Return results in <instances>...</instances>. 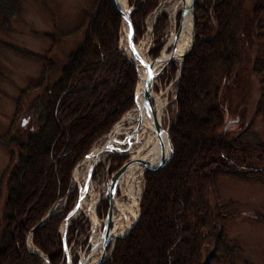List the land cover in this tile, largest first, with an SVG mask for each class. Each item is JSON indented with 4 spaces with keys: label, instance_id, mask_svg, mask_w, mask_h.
Wrapping results in <instances>:
<instances>
[{
    "label": "trees",
    "instance_id": "1",
    "mask_svg": "<svg viewBox=\"0 0 264 264\" xmlns=\"http://www.w3.org/2000/svg\"><path fill=\"white\" fill-rule=\"evenodd\" d=\"M21 1L0 0V31L10 30L21 10ZM159 2L129 0L135 43L146 30V17ZM263 16L264 1H257L251 12L246 9L245 0H205L194 4L193 47L181 69L171 61L166 70L176 75L180 69L174 94L175 119L168 129L173 156L162 168L144 171L139 219L126 236L109 246L102 264H205L210 240L214 242V257L227 247L223 203L215 202L219 212L213 218L208 192L215 194L219 175L264 183V144H252L233 135L239 117H230L237 115L245 102L248 80L244 67L249 60V46L264 40ZM86 18L87 27L67 53L57 79L51 77L58 66L54 68L57 63L50 51L41 55L0 40V48L38 61L43 68L35 86L41 92L32 101L37 112L34 128L3 140L13 143L19 154L7 176L0 264L43 263L27 249L30 229L58 197L68 193L72 171L92 145L135 105L137 67L119 50L121 16L114 0H94ZM167 25L163 12L152 28L153 58L165 43ZM42 36L51 37L48 33ZM61 39L63 42L62 36ZM257 61L251 72L259 77L264 65ZM24 94L26 90L16 100L15 116L22 110ZM229 121L233 122L226 127ZM112 159L110 172L125 157ZM68 195L65 207L54 212L30 238L50 264H63L65 260L58 227L73 208L78 191ZM106 207L99 205L97 215L103 216ZM72 232L69 228L67 237Z\"/></svg>",
    "mask_w": 264,
    "mask_h": 264
},
{
    "label": "rangeland",
    "instance_id": "2",
    "mask_svg": "<svg viewBox=\"0 0 264 264\" xmlns=\"http://www.w3.org/2000/svg\"><path fill=\"white\" fill-rule=\"evenodd\" d=\"M93 1L22 0L21 10L12 20L10 30L7 32L0 31V40L19 49L41 55H44L47 50L50 51V57L54 58L58 64H54V68L58 66V69L52 73L51 77L57 79L60 76L59 70L64 65L67 53L76 46L77 41L87 27L86 13L91 11ZM160 1H164V4L158 14L160 16L164 12L168 18V25L163 36V39L167 41L173 28L178 25L180 11L174 20L170 16L172 12L171 4L174 0ZM204 1L195 0L194 4L196 2L203 3ZM257 1L264 0H245L246 9L251 12L253 5ZM127 8H132L129 0L127 1ZM152 23L153 12L146 17V30L136 42L137 47L140 46L142 48L144 55L150 46ZM262 25L261 32L264 34V16L262 17ZM123 26L121 20L119 50L132 60L127 43L122 38ZM44 33H48L51 37L44 38L42 36ZM61 36L63 37V42L61 41ZM153 46L154 42L150 46L148 54L151 59L153 57L150 52ZM248 53L249 60L244 67L246 79L248 80L247 94L244 105L238 110L237 115H230L232 119L239 117L232 133L239 138L247 140L249 143L264 144V100L262 99V96H264V69L259 77H256L251 72L254 65L258 62L257 60L264 65V40L255 41L250 45ZM175 63L178 65L177 61ZM42 69L40 62L27 58L22 54H16L6 48H0V70L3 73L0 76V229L4 225L5 201L8 196L6 183L9 168L15 163L19 154V150L13 143L6 144L3 140L13 138L18 134L24 135L34 128L37 112L33 107L32 101L41 92L40 89H37L39 87L35 88V86L41 80ZM166 70L167 67L163 69L165 71L164 76L162 71L154 79L153 98L155 103L157 100L162 103V126L165 129H169L175 119L174 94L177 75L169 74ZM240 77L243 79L244 72H241ZM29 86H31V89H28ZM22 90H26V94L22 96V110L18 116H15L16 100L21 95ZM234 93L235 100L238 102V90L235 89ZM133 109L134 107L129 111L131 112ZM242 113L243 117H241ZM128 132L131 134V130ZM105 135L92 145L90 151L99 149L105 143ZM124 135V130L122 129L115 137L124 139ZM113 162L111 155H103L100 162L96 165L94 172H92L91 182L92 187H94L91 189V196L97 192L95 185L101 181L102 177H109L114 172L113 170L110 173ZM89 164L90 161L82 162L75 170L69 185L70 189L61 198L60 210L65 207L69 192L77 190L78 184L82 182L84 175L87 173ZM118 166L115 164L116 168ZM140 179L143 186V173ZM208 195L213 218L219 212L215 202L223 203L222 213L227 215L223 219V234L226 236L228 244L227 247H224L225 251L221 249L219 254L214 257V242L213 239L210 240L204 254L205 264H264V183L244 180L230 175H219L216 180L215 194L209 191ZM87 201H89L88 196ZM78 213L68 222L69 228L73 229L72 235L68 236V242L78 238L73 243L72 253L74 254L76 249H78L77 247L81 244V239L82 243H84L83 237L89 227L84 224L83 214ZM131 221L133 220L131 219ZM81 224L84 225L83 228H79L78 225ZM62 228L63 221L58 227L59 233L62 232ZM77 228L80 231L76 232ZM70 237L71 240H69ZM28 244L33 249L31 240L28 241Z\"/></svg>",
    "mask_w": 264,
    "mask_h": 264
},
{
    "label": "water",
    "instance_id": "3",
    "mask_svg": "<svg viewBox=\"0 0 264 264\" xmlns=\"http://www.w3.org/2000/svg\"><path fill=\"white\" fill-rule=\"evenodd\" d=\"M194 2L195 0L191 1L190 4V10L191 13H193V6H194ZM114 4L117 8V10L120 13L121 16V20L123 25L126 26L127 31H126V43H127V48L129 50V52L132 54V62L135 64V66L137 67V73H138V63L142 64L143 66L146 67L147 72H146V76L143 80V86L142 89L138 92L137 91V85H136V89L134 92V102H135V106L138 109V118L136 121V132L138 133L140 131L141 125H142V114H141V107L138 105L137 103V97L140 94L142 97V104L144 106V109L146 111L147 117L148 119H150V121L152 122V126L153 129L157 135V139H158V149L155 145V147H153L152 144H147L145 146H142V142H140L139 144L136 143L135 141H131L132 138V134H129L127 141L125 140H121V139H117V142L120 144H124L127 143L128 144V148L132 147V145H135V148L133 149V152H135L137 155H139L138 157H133L134 153L132 154L131 157H129V159L123 164L121 165L110 177L107 187H106V193L105 196L108 199V209L106 211V214L103 218V223H102V230L101 233L98 237V239L95 240L96 243L91 244L89 250L86 251L83 254L82 257H79V259L77 260V262L75 264H102L105 259H106V252H107V247L108 245L113 241V245L115 243L116 240L123 238L124 236H126L130 230L136 225L137 220L139 219L140 216V210H139V204L140 201L137 203L138 205V213H137V217L135 218V220L131 223L130 227L128 228V230L121 234L118 235L115 233V222H114V209L116 207V189H117V185L118 182L120 180V178L133 166L135 165H142L143 166V171L145 170H157L162 168L166 163H168L171 159V157L173 156V146L172 143L170 141V137H169V131L168 129H165L162 126V122H160L157 118H156V111L154 109L155 106V102H154V98H153V83H154V79L156 76H158L165 67L168 66V64L171 61H177L180 60V69H181V64L183 59L185 58V56L190 52V50L193 47L194 44V40H195V31H194V22L192 25V40H191V44L189 46V48L184 52L181 53L179 55H176V50L174 47H172L169 51V57L168 60L166 62V64L164 65V67L159 71L156 72L154 70V66L156 64V62L159 60L160 58V54L165 46V44L163 45L160 53L158 56L154 57L153 59H151V61L149 63L146 62L145 58L149 57V50H150V46L153 45L154 42V38H153V25L156 21V18L159 16V12H161L164 1H160L158 3V5L156 6V8L153 11V23H152V27H151V41H150V46L149 49L147 50L146 54L144 55V57H142V55L140 54V52L138 51V47L136 45V43L133 41V33H132V22H131V8H127L126 6L123 7L120 5L119 0H114ZM184 10L180 11L179 14V22L178 25L176 27V36L179 35L182 27H183V21H184ZM192 21H193V14H192ZM180 69H179V73H180ZM139 76V74H138ZM179 76V74H178ZM130 113L126 112L122 118L112 127V129L106 134V140L105 143H103V145L97 149V151L94 152V150H91L88 152V154L81 160L78 162V164L75 166L74 170L72 171V175L74 174L75 170L77 169V167L82 164V162H84L85 160H91V163L88 167V171L85 177V181L83 183L82 189H80V194L78 196V200L76 202V204L73 206V208L68 212V214L66 215V217L63 220V228H62V234H61V240H62V245H63V251L65 254V264H73L72 261V255L70 253V250L67 246L66 243V231L68 228V222L69 220L76 214V212L78 211V209L81 206V201L82 198L84 197V195L86 194V192L88 191V187L92 178V172L98 162V160L108 151H112L115 150L113 149L114 147H112L111 145V141H110V135L112 134L113 128L120 122L122 121L123 118H125V116H127V114ZM233 121H229L226 125V127H228ZM164 134H165V138L167 140L168 143V155L164 156L163 155V139H164ZM154 148V149H153ZM116 150H119V148H117ZM61 198L58 197L57 200L54 202V204L50 207V209L48 210V212L44 215V217L34 226L30 229L27 237H26V246L27 249L32 252L35 256H37L38 258H40L44 263L46 264H50L49 259L47 258L46 255H44L42 252H40L38 249H36L33 246V249L30 248V245L28 244V241L30 240L33 232L39 228L54 212H57L60 210L59 205L61 202ZM127 215L125 213H121V221H126ZM97 219V215L94 214V224H95V220ZM99 247L100 251H99V257L98 259H96L94 262H91V258L93 257V253H94V248Z\"/></svg>",
    "mask_w": 264,
    "mask_h": 264
},
{
    "label": "bare ground",
    "instance_id": "4",
    "mask_svg": "<svg viewBox=\"0 0 264 264\" xmlns=\"http://www.w3.org/2000/svg\"><path fill=\"white\" fill-rule=\"evenodd\" d=\"M127 1L128 0H119V3L121 6L123 7H127ZM192 0H174L173 3L171 4V14L170 16L175 20L176 16L178 14L179 11L184 10V21H183V27L179 33L178 36H176V27L173 28L172 32L170 33L169 37L167 38V41L165 43V46L160 54V58L159 60L156 62L155 66H154V70L156 72H159L164 65L166 64L168 57H169V51L172 47L175 48L176 50V55H179L181 53H184L190 46L191 44V40H192V25H193V21H192V13L190 10V4H191ZM126 31L127 28L124 25L123 26V33H122V38L124 40V42H126ZM138 51L140 52V54L142 55V57H144V52L142 50V48L140 46H138ZM130 55L132 56V54L130 53ZM146 62L149 63L151 61V58H146L144 57ZM178 65H180V60H177ZM146 72L147 69L145 66H143L142 64L138 63V82H137V91L139 92L142 89L143 86V80L146 76ZM137 103L138 105L141 107V114H142V125L140 128V131L137 133L136 132V121L138 118V109L136 108V106H134V109L127 114V116H125V118L122 119V121H120L114 128L112 131V134L110 135V141H111V145L112 147H114L113 149H117L118 147L113 143V142H117V138L115 137L116 134L120 133L121 130H124V139L128 136V131L131 130V134L133 137V141H135L136 143H140L142 142V146H145L147 144H152L153 147H158V139H157V135L153 129L152 126V122L150 121V119H148L146 111L144 109V106L142 104V97L139 94L137 97ZM154 109L156 111V118L161 122V113H162V103L157 100L154 106ZM134 112V113H133ZM129 125H127V124ZM163 155L166 156L168 155V143L167 140L165 138V134H164V139H163ZM154 149V148H153ZM97 151V149L94 150V152ZM115 156H119V157H123L125 156V154H115L113 157ZM139 155H137L134 152L133 157H138ZM89 163V162H87ZM143 166L142 165H135L133 167H131L121 178L120 181V187L123 191H125V193L128 196V199L126 202H122V203H117L116 204V214L114 215L113 219L115 222V231L116 234L121 235L123 233H125L128 228L131 225V219L134 220L137 217V201L140 198L141 192H142V188H141V184H140V176L142 175V170H143ZM122 186H125L124 188ZM121 213H125L127 215L126 218V222H121ZM96 237H94V239L92 240V243H96L95 242ZM94 253H93V257L91 258V262H94L97 259V256L99 254L100 248L96 247L94 248Z\"/></svg>",
    "mask_w": 264,
    "mask_h": 264
},
{
    "label": "built area",
    "instance_id": "5",
    "mask_svg": "<svg viewBox=\"0 0 264 264\" xmlns=\"http://www.w3.org/2000/svg\"><path fill=\"white\" fill-rule=\"evenodd\" d=\"M107 183H108V177H106V178L102 177L101 181L95 185L97 187V192H95L92 196H91L90 192L94 186L92 187V184H91L85 199L81 203L80 211L78 214H80V213L83 214L84 224L86 226L88 225L89 227L86 230V235L83 237L84 243H82V239H81L80 240L81 244L77 247L78 249L75 248L76 249L75 254L78 256L82 255L83 250H85L87 248V246L92 243V240L94 239V237H96L98 235V229H99V226H100L102 220L97 219V220H95V224H94V214H96L97 201L105 193ZM140 184H141V188H142L141 179H140ZM119 185H120V182L118 184V190H119V194H120V198H121L126 193H125V191H123L121 189V187ZM78 187H79V184H78ZM122 187L124 188L125 186H122ZM87 196L89 197V201H87ZM78 231H79V229L77 228L76 232H78ZM76 239L78 240V238H76ZM76 239H73L72 246H74L73 243H75ZM75 249H74V251H75Z\"/></svg>",
    "mask_w": 264,
    "mask_h": 264
},
{
    "label": "flooded vegetation",
    "instance_id": "6",
    "mask_svg": "<svg viewBox=\"0 0 264 264\" xmlns=\"http://www.w3.org/2000/svg\"><path fill=\"white\" fill-rule=\"evenodd\" d=\"M126 146H127V145H126ZM126 146H125V145H124V146L122 145V146H120V148H121V149H124ZM124 151H126V152H124L125 156L129 154V150H128V149H126V150H124ZM110 164H111V163H110ZM105 204H106V205L108 204L107 200H102V201L99 203V205H105Z\"/></svg>",
    "mask_w": 264,
    "mask_h": 264
}]
</instances>
